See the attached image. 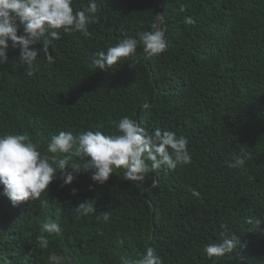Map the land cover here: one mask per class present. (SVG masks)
<instances>
[{
  "label": "trees",
  "instance_id": "16d2710c",
  "mask_svg": "<svg viewBox=\"0 0 264 264\" xmlns=\"http://www.w3.org/2000/svg\"><path fill=\"white\" fill-rule=\"evenodd\" d=\"M87 2L73 0L74 11ZM96 2L92 35L61 32L50 44L52 65L43 56L23 65L9 42L8 64L0 66V133L27 134L53 155L46 153L51 135L107 134L128 116L149 132L159 127L187 137L192 163L138 182L115 169L102 185L91 172L73 173L63 185L57 173L48 192L16 206L0 195V264H120L147 247L164 264H264V0ZM159 5L163 53L148 57L139 46L135 59L104 71L92 65L94 52L150 30ZM188 16L194 26L183 22ZM241 147L250 159L230 168ZM71 162L82 161L70 154ZM156 176L159 186L146 191ZM83 202L95 212L80 216ZM49 218L60 235L42 231ZM221 230L235 237L236 248L210 259L203 248Z\"/></svg>",
  "mask_w": 264,
  "mask_h": 264
},
{
  "label": "clouds",
  "instance_id": "9594fccd",
  "mask_svg": "<svg viewBox=\"0 0 264 264\" xmlns=\"http://www.w3.org/2000/svg\"><path fill=\"white\" fill-rule=\"evenodd\" d=\"M97 12L96 0H88L86 7L75 11L73 0H0V66L8 64L9 42L13 49L19 50V61L23 65L33 64L40 56L49 65L54 64L55 59L49 52L51 41L59 40L61 32H78L90 37L89 25L95 22ZM183 22L189 26L196 24L191 16L185 17ZM37 44L39 48L35 47ZM139 46L148 57L163 53L167 48L165 29L152 24L150 30L138 32L135 37H122L105 50L94 52L91 63L104 71L120 63L122 58L135 59ZM113 124L114 130L107 134L101 130H84L75 135L71 131L51 135L46 153L53 155L42 154L39 143L27 134L0 133V195L16 206L20 202L38 200L42 193L48 192L57 173L63 185L71 184L75 178L73 173L80 172H91V180L102 185L115 169L123 170L126 181L138 182L145 181L149 172L161 169L170 172L177 165L192 163L185 136L159 127L149 132L128 116L113 121ZM70 154L82 162L70 163ZM248 159L250 153L241 147L228 166L243 168ZM159 183L158 176L152 178L146 191L158 187ZM190 191L193 197L200 198L196 189ZM75 193L73 189L72 194ZM76 209L80 216L95 212L94 206L86 202ZM109 218L110 213L106 212L102 221L107 222ZM42 231L60 235L61 226L49 218L42 223ZM38 243L42 249L49 247L45 236L38 237ZM235 248V237L221 230L220 239L206 244L203 252L211 259L229 254ZM120 264H164V261L153 247H147L140 258L121 257Z\"/></svg>",
  "mask_w": 264,
  "mask_h": 264
},
{
  "label": "water",
  "instance_id": "95a60500",
  "mask_svg": "<svg viewBox=\"0 0 264 264\" xmlns=\"http://www.w3.org/2000/svg\"><path fill=\"white\" fill-rule=\"evenodd\" d=\"M160 22H161V14H160V5H159L158 14H157L156 19H155V24L160 25ZM135 121H137V118L135 119Z\"/></svg>",
  "mask_w": 264,
  "mask_h": 264
}]
</instances>
